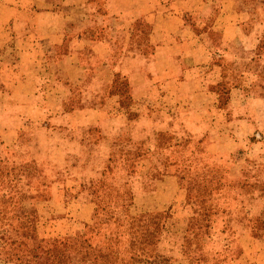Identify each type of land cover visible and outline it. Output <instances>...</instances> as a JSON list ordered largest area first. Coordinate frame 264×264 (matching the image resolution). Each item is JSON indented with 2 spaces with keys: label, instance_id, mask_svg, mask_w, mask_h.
<instances>
[{
  "label": "rangeland",
  "instance_id": "rangeland-1",
  "mask_svg": "<svg viewBox=\"0 0 264 264\" xmlns=\"http://www.w3.org/2000/svg\"><path fill=\"white\" fill-rule=\"evenodd\" d=\"M51 1L55 11L66 10L61 0ZM253 1L237 5L249 11L250 19L264 21V0ZM215 6L202 7L203 13L189 22L209 37L205 46L209 44L211 62L187 73L180 71L176 76L182 91L165 87L161 78L135 90L117 78L110 100L102 106L84 104L91 107L87 109L107 111L97 127L79 126L86 118L96 119L95 112L67 121L48 100L46 111H40L44 115L28 119L30 124L23 125L14 141L0 133V264H52L50 242L80 236L85 243L66 248L65 264H91L93 256L97 264H148L141 252L149 241L147 249L167 260L158 264H264V92L260 89L264 57L252 59L256 46H264V22L243 25L248 39L244 37L238 47L237 42H216L221 37L215 32L224 28L225 21L242 18V11L233 4L220 23V7ZM31 10V0H0V126L4 127L11 126L26 106L12 103L19 81L39 83L40 91L50 81L70 87L57 74L19 77L12 69L19 60L13 53V37L22 29L15 22L28 19ZM214 47L216 55L211 52ZM236 50L247 54H239L242 65L237 79L243 90L226 85L222 89L219 64L226 63L228 77L239 56ZM117 59L109 60L116 69L123 63ZM218 69L217 81L203 83ZM128 74L138 81L147 71L142 65ZM109 79L111 73L88 74L86 90L93 92ZM183 82L190 84L184 87ZM192 82L203 86H191ZM28 87L19 91H34ZM146 93V99L133 97ZM72 95L99 102L82 91L72 89ZM103 97L108 98L106 93ZM168 178L178 186L174 201L163 211L141 212V199L150 200L155 184ZM76 198L101 204L90 222L75 220L72 210L66 214L67 205Z\"/></svg>",
  "mask_w": 264,
  "mask_h": 264
},
{
  "label": "crops",
  "instance_id": "crops-1",
  "mask_svg": "<svg viewBox=\"0 0 264 264\" xmlns=\"http://www.w3.org/2000/svg\"><path fill=\"white\" fill-rule=\"evenodd\" d=\"M207 1L203 0L201 5H196L195 0H61L66 10L55 11L51 0L46 2L31 0L32 10L29 18H19L15 22L16 26L22 29L13 37L15 43L13 53L19 60L13 62L12 69L15 68V74L19 77L23 73L27 75L36 73L40 76L57 74L69 84L80 86L85 82L87 73L91 71L97 73L98 77H105L108 73L112 76L113 71L117 69H109V59L115 56L123 58L122 72H137L142 65L146 68V77L144 79L139 77L138 81L132 79V85L141 88L148 82L157 84L158 78H161V80L165 79L162 80L165 87L182 91V83L178 81L176 75L180 71L187 73L191 68L211 62L209 44L205 46V38L208 36L194 30L189 24L191 17H199L203 13L202 7L209 10L217 7L215 5L218 3L220 7L218 21L222 23L228 18V15H225L226 10L231 9L233 4L238 7V3L245 2V0H209L208 4ZM179 4H182V7L178 9ZM173 9L177 10L170 11ZM240 10L242 18L234 22L225 21L224 28L221 27L215 32L222 41L231 45L237 42L234 44L235 47L245 41L243 25L250 20L249 11L242 8ZM166 11L169 13L166 14ZM146 28L149 29L148 34L145 32ZM203 33H209V30ZM208 40L210 41L209 37ZM131 45L140 49L129 50ZM149 46L151 50L147 52ZM85 57L88 61L83 59ZM150 61L153 62V68ZM127 66L130 67L128 71ZM148 68L152 72L151 77ZM219 78L218 69L216 74L211 76V80L203 83L211 84L213 80L217 81ZM42 81L41 83H45L44 79ZM20 82L12 99L17 106L20 107L23 103H26V106L21 107L11 126L4 127L2 122L0 126L1 135L11 136L13 141L24 120H36L38 117L33 118V115L38 113L44 115L40 111H46L48 100L50 103H55V112L67 121L73 116L84 117V113L88 111L96 113V119L86 118L79 126L97 125L103 119V115H107V111L101 108H85L64 113L62 105L68 96V91L64 87L66 85L60 86L50 81L40 91L39 83L30 84L27 78L23 80V84ZM183 84L184 87H188L190 82ZM194 85L203 86L200 82H192L191 86ZM27 86L28 88L32 86L34 91L27 93L19 91ZM37 87L38 89L35 90ZM146 96L147 93L133 97L146 99ZM241 99L243 101L242 97ZM205 102L204 100L203 103ZM1 138L3 139L2 136ZM213 151H215L214 147ZM165 179L155 184L156 189L151 192L153 197H148L150 200L141 199V212L163 211L167 208L166 205L174 201L179 193L178 186L176 182L175 184L168 182L173 178ZM99 205L101 204L97 201L84 202L76 198L67 205L66 214L72 210L70 216L75 220L90 222L96 216Z\"/></svg>",
  "mask_w": 264,
  "mask_h": 264
},
{
  "label": "trees",
  "instance_id": "trees-1",
  "mask_svg": "<svg viewBox=\"0 0 264 264\" xmlns=\"http://www.w3.org/2000/svg\"><path fill=\"white\" fill-rule=\"evenodd\" d=\"M256 21L258 23L264 22L263 20H260V18H254L253 20L250 19V21L247 23V25H250L251 23H254V22L256 23ZM216 39H217V41H216ZM216 39H215L216 42H222V40H218V38H216ZM224 43L227 45V42H224ZM128 49L129 50H138L140 48L138 46L131 45ZM263 49H264L263 43H261L259 46L257 45L255 48V52H252V55L254 56V57L252 56L253 57L252 59H254V58L260 59V56L264 57ZM216 51H217L216 47H214L211 50L213 55L217 54L218 51L217 52ZM260 51H262V52H260ZM236 52H238V55L239 54H241L243 56L247 55L246 52L243 50H236ZM236 57H237L236 62L232 63V65H233V67H235V69H233V71H231L230 74H228V77L226 75V65H225L226 63L221 62L219 64V66L221 67V71H222L221 81L219 82V86H222V89H225V85H226L227 88L232 87V88H238L239 90H243L242 86L240 85V83L237 79V74L239 73L240 65H242V62L240 64V60L242 57L239 58L240 55L239 56L236 55ZM117 58L119 59V57H117ZM83 59L88 61L87 57H85ZM115 59H116V57H115ZM121 60L123 61V58L120 59V62H121ZM114 62H116V60ZM116 66H118L117 69L119 71L117 70V71L113 72L111 79H109L107 81L100 82L98 84V87L96 88L97 90H93V92H90L91 90H86V89H88V87L86 86L87 81H88V74L93 73L92 71L87 73L86 80L82 85L73 86L71 84H68V85H70V87L68 86L69 88L67 89L68 96L63 101V105H62L64 113H71V112H74L76 110L91 108V107H85L86 105H84V104H93V105L99 104L102 106V104L106 103L105 99H107V101H108V100H110L109 97L114 95V91H112V90H115V87L118 85L117 78H121L123 81H125L127 83L125 85H127L131 89L135 90L136 88H138V86H134L131 84V80L133 79V75H130L127 72L126 73L122 72L121 71L123 69L122 64H116ZM110 67L112 69H116L115 63H111V61H109V69H110ZM255 75H256V78L258 80L259 74H255ZM241 76L242 75H238V77H240V78H241ZM72 89L82 91V95L87 94V93L90 95H93L95 98L98 99L99 102L93 101L92 103H89L87 100H85V98L84 99L82 98L83 100H77L74 98V95H72ZM260 89L264 92V86L261 87ZM105 93L108 96V98L103 97V94H105ZM260 94L261 93H259L258 96H260ZM12 103L15 104L13 100H12ZM107 103H109V102H107ZM28 124H30L29 121H27V120L23 121V123H22V125L18 131L19 134H21V131H23V127H24L23 125H28ZM97 126H99V125L98 124L97 125H94V124L86 125V127H97ZM81 237L82 236L78 237V239H73V240H70V238H60V239L52 240L49 244L53 248V250H52L53 263L52 264H65L66 262H65V257L63 256V253L66 251V248H70L72 246V243H75L78 246H80L81 244H84L85 241L82 240ZM152 237L154 238V236H152ZM150 243H151V241L147 242L145 247L142 249V252H141V254L144 256V258L149 260V261H147L148 264H158L157 262H161V261L166 262L167 261L166 258L162 257L161 255H158L157 253L154 254V252H152V249H147V247L150 246ZM95 260H96V258L93 256V262L91 264H97Z\"/></svg>",
  "mask_w": 264,
  "mask_h": 264
}]
</instances>
